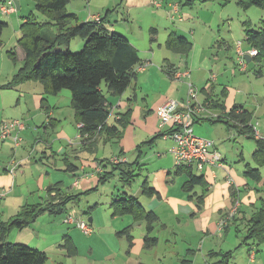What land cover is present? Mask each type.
<instances>
[{"label": "rangeland", "instance_id": "374dc122", "mask_svg": "<svg viewBox=\"0 0 264 264\" xmlns=\"http://www.w3.org/2000/svg\"><path fill=\"white\" fill-rule=\"evenodd\" d=\"M156 1L163 2L164 7L158 10L150 6V8H146V11L143 12L138 9H128L125 5L126 0H90L88 5L87 0H72L73 3H71L66 10H69L73 4V6L85 7L88 13L90 11V13H99L103 16L104 13L107 12L108 17L106 19L109 20V24L117 27L116 29L119 30H115L117 33H122L127 37L138 50L139 57L144 60V62H148L150 67H155L159 73L174 82H181L184 80L176 81L167 77L159 69L160 62H156L155 59H162L161 54L158 53L159 51L162 53L167 52L166 54L171 58H178V55H173L164 48V41L170 30H175L177 27L182 26L186 32V37L193 44L192 50L188 54V61L193 63L192 66L194 69L188 70L192 72V79L195 78V81H197L196 75L202 81L206 80L209 81V83H214L218 78L214 93L220 94V89L223 86H228L236 93L237 103L245 104V107L252 111L256 110L258 116H260L264 110V62L247 63L246 71L242 72L238 66L239 62L237 60L236 49L238 43L241 44V49L244 52H246L247 49H251L246 41V30H261L263 27L262 22H264V9L253 6L244 10L236 4V0H213L210 2L200 0L201 2L195 1L194 3H192L191 0ZM172 4L179 5L180 12L189 13L188 17L190 18L186 17L183 13L185 19L182 23L171 20L169 18V5ZM21 6V11L13 16L0 15V20L6 22L8 25L3 30L1 36L0 80L9 78L10 80L8 83L11 82L13 75L23 66L22 50L21 56L17 55L20 49L17 45V40L20 38L21 19H27L31 16L39 22H43L46 19L36 11L32 0H23V5ZM151 28L155 29L156 32L150 33ZM195 31V38L192 39L191 33ZM79 43L80 45H77ZM83 45L84 41L76 37L71 40L69 51L72 53L78 52L83 48ZM158 45H161V49H159ZM150 49L154 52L156 58H153V53ZM11 51L15 53L16 59L14 61L8 56V53ZM201 66L204 70L197 72L195 69ZM183 71L184 69L182 72ZM232 72H234V74H232ZM205 73L209 75L207 78L203 77ZM258 73H261V76H259ZM137 75L138 78L141 76V74ZM190 80L191 78L186 79V84L187 82H193ZM136 81L137 79L131 82L130 86L125 91L124 98L132 96V89L135 88ZM34 83L38 84L36 82H28L24 83V85L33 88ZM158 85L157 81H146L144 87L150 90L152 88H157ZM102 90L108 102L114 105L118 100L117 97L108 94L104 86ZM29 92V95L32 96L33 91ZM6 98L5 102L0 100V104H3V108L0 106V122L3 121V119H6L5 121L12 120V118L8 117L13 115H15V117H22L20 112L23 110L22 107H15L18 97L16 96L14 98V95L9 93L6 95ZM43 98L49 102V111H52V113L54 111L52 118L53 120L55 119L54 121H56V123H54V127H47V134L44 133L42 129L38 134L41 133V136L46 134L45 137L41 139H48V143L53 144L52 151L56 153L55 156H50L46 160L42 158L39 146H42L44 142L38 145L35 143L33 149L29 148L30 144L38 138H30V141L24 139V143L21 142L24 145L21 151L17 152V150L11 149L13 147L9 146L8 152H17L18 157L16 158L21 159L22 157L25 160L21 163L20 169L23 170L24 176H26V186L28 189L30 186L32 187L35 176H37L33 171L34 164H39L38 166L44 168L48 167L51 174H56L57 176L55 177L58 179L57 181H62L61 193L66 196H77L76 200L68 205L69 210L74 213L77 219L86 222L88 227L92 229V233L84 234L75 224L68 225L64 223L63 220L67 216V213L59 215L44 213L37 217L31 226L21 231L13 230V232L8 235L7 242L21 243L44 252L47 256L46 264H125V258H127V252L125 251L126 249L128 250V244L126 246L127 240L125 237H119L117 233L128 226H132L130 233L133 237V235H137L139 231L138 224L143 223L137 222L136 225H134L135 223H133L132 217L128 215L112 217L110 204L114 199L119 196H124V194L129 197H135L138 193L141 194L140 187L144 179H148V184L154 183L155 186H159L160 189H162L163 186L170 188L171 193L173 189H179L180 192L183 191L185 195L188 194L189 198L192 197L195 200L194 193L197 197L202 194V188L198 185L194 187L195 192L192 191L191 193H187L183 190L182 187L188 178L185 173L176 174V165L173 159H168L170 163H173L172 172H170L169 175L167 171L161 170L155 165L150 166L154 162L157 166L159 165V157L156 156L158 153L156 150L149 153L150 158L147 161L139 159L134 152H125L129 162V167L127 168L132 172V178L129 182H126L120 170L113 169L111 166L106 165V160H109L112 155L116 156L118 154L119 146L115 140L107 141L106 138H103L104 136L98 139V136L96 138L98 139L97 144L94 143L96 149L93 153H89L88 146L90 145H83L81 139L77 138L78 129L76 113L71 106L70 92L65 89L56 96L44 95ZM172 100L181 101L179 99ZM135 104L141 105L142 103L138 100ZM13 119L21 120V118ZM39 121V119L33 120L31 129H34V124H37ZM204 122L205 123L200 125H193V134L198 138L208 140L211 138L215 140L219 153L229 155L228 157L226 156L228 168L239 166V170H241L245 163H250L252 166H255L251 157L255 149V140L243 139L244 137L237 136L233 131L229 132L222 123H215V125L213 124L212 126L210 123ZM256 122L259 125L258 129L263 131L264 126L262 124L264 121H261L260 117H257V119L254 118L253 124ZM112 124H116L119 127L113 118L108 121V125ZM135 126L142 128L146 132L142 125L135 124ZM121 129L123 134L122 137L130 138V128L121 127ZM136 130L138 138H143L144 134L140 132L139 129ZM34 131H39V129H34ZM38 134L35 133L34 136L37 137ZM168 143L169 142H166V148L168 147ZM169 145H171V143H169ZM82 147L85 148L82 149ZM82 152H85L84 155H87L85 158L83 154H81ZM241 152L243 153V160H240ZM76 155L79 156V159L75 158ZM83 159L89 161L87 162L85 172H92L91 166L94 162L97 164L103 162L102 166L106 165V171L110 172V176L104 182L98 180L97 174H94L91 178H85L84 174L82 175L83 170L80 168ZM66 162L76 165L78 168V173L75 172L74 174L76 176H74L71 171L66 170ZM165 162H167V160ZM17 166L18 160H16V164H12L11 168L15 171ZM11 168H9L8 171ZM193 172L194 174H198L196 170ZM213 173L216 176L213 183L222 185L225 181V173L215 169H213ZM243 173L244 171L241 172L242 176ZM259 173L260 176L256 182L249 180L255 184L250 183L249 186V193H253V201L252 198H250L249 204H253L248 205L243 203L242 208H238L239 212L236 213L235 218L233 217L234 219L232 218L228 223V225L231 224L232 226L233 221L239 220L237 226L233 225L231 227V232L234 241L238 242L239 238L241 244L238 243L231 250L232 252L236 251L239 245L246 246L242 243L246 237L247 231L245 219L250 218L249 213L253 208L259 209L262 205V201L264 202V166L259 168ZM73 182H77L80 188H75ZM20 187H22L21 190H25L22 195L30 197L29 191H27L28 189L23 185H19V188ZM0 191H3L5 196L0 200V221L7 222L9 220V215H11L13 211L9 207L5 208L4 203H7L8 197L12 194L6 197L10 189H0ZM38 197H40V194L34 192V196L28 200L29 203L27 205L39 203ZM204 199L205 196L203 198V203ZM241 200L242 196L239 197L240 202ZM25 205L26 204L23 206ZM248 210L249 212H247ZM226 214V209L223 210V214L220 216L218 212H216L217 223H219L221 218ZM89 218L92 220L91 223L88 222ZM173 224L178 223L173 222ZM157 226L158 227L154 226V228H160V223ZM64 235L71 237L77 251L75 256L66 257L64 251L60 249L59 246L62 243V237Z\"/></svg>", "mask_w": 264, "mask_h": 264}, {"label": "crops", "instance_id": "0c3cea01", "mask_svg": "<svg viewBox=\"0 0 264 264\" xmlns=\"http://www.w3.org/2000/svg\"><path fill=\"white\" fill-rule=\"evenodd\" d=\"M10 1L12 2L11 7L13 9V12L4 16H9V15L13 16L14 14L21 11L22 8L21 5H23V0H0V8L2 6H8V3ZM71 3H73L72 0H70L69 4L66 6V9L68 6L71 5ZM89 3L90 0H87V5ZM125 5L128 9L131 10L138 9L143 12L146 11V8L148 7L150 8L151 6L150 0H126ZM162 7H164L163 2H162ZM157 9L159 10L160 8ZM66 12L73 14L75 13L80 23L90 21L92 16H99L101 18L105 16L104 26L106 30L108 32L119 31L118 29H116L117 27L109 24V20L106 19L108 17L107 12H105L103 16L99 13L96 14L90 13V11L88 13V10L86 11L85 7L73 6V4L69 8V10H66ZM183 13H184L183 11L180 12V7H179V14L181 16V21L179 22L181 23L185 19ZM184 15L188 17L189 13L185 12ZM24 21L25 19H21V24ZM151 29H150V33H151ZM171 32H175L177 35L188 39L186 37V32L184 31V28L182 26L177 27L175 30H170L167 34V37ZM118 34L124 36L122 33H118ZM195 34L196 31L191 33L192 39L195 38ZM124 37L127 39L126 36ZM165 41H164V48L169 52H171L173 55H178L177 56L178 58L177 59L171 58L168 54H166L167 52L162 53L159 51L158 53L161 54L162 59L160 58L155 59L156 62H160L159 69L164 74L167 69H176L180 71H182L183 69L184 71L190 69L194 70L192 66L193 63L188 61V56H189L188 54L193 47L192 42L189 40L191 42V49L187 54H184V53H175L167 49L165 47ZM130 44L134 47V45L131 42ZM77 45H80V43ZM158 47L159 49H161V45H158ZM240 49H241V45H240ZM248 50L250 49H247V51ZM18 51L19 54L17 53V55L21 56V49H19ZM150 51L153 53V58H154L155 57L154 52L151 49ZM246 52L244 53L246 54ZM236 54H237V60L239 62L238 48L236 49ZM22 59H24L23 52H22ZM244 59H245V71H246V64L252 62V57L247 55ZM140 60L141 63L143 64L144 60H142L141 58ZM195 70L197 72L203 71L204 68L201 66ZM189 73H190L189 79L191 78L190 81H193L191 83L193 84V86H196V88L198 89V101L201 102L202 104H205V106L208 107L207 111L201 113L200 116H198V118H195L194 125L195 124L200 125L202 123H205L204 121L210 123L212 126L213 124L215 125V123L224 124V122H228L229 125L235 124L226 117V113L232 107L242 108V110H245L249 114H251V121L249 125H252L254 118L257 119V117H260V120L264 121V110L261 113V115L258 116L256 110L252 111L250 109H247L245 107V104H241L239 102L237 103L236 93L233 90H231L228 86H223L220 89V94L214 93L215 84L218 81V78L215 80L216 82L209 83V81L200 80L195 75V77L198 79L197 81H195V78L192 79L191 77L192 72L189 71ZM137 74H141V76L138 78ZM232 74H234V72H232ZM136 75L137 76L134 80L137 79V81L135 88L132 89V96L129 95L130 97L124 98L125 97V92H124L121 96L117 97L118 100L115 102L114 104L115 106L109 102L110 114L108 121L111 118L116 120L118 115L123 116V114H125L128 111V115L124 116L123 123L125 124V127L130 128L129 129L130 138H124L122 137L123 136L122 134L118 141L115 140L119 146L118 154L120 153L122 155L120 156L117 154L116 156L112 155L111 157H121L124 160H127L125 152L130 151V152H134L136 156H139V159H142L143 161H147L150 158L149 153H151L153 150H156L158 152L156 156L159 157V161H158L159 165L157 166L156 163L154 162L150 166L155 165L161 170L167 171L169 175V173L172 172V168H173V163H170V161H168L169 158L173 159L172 155L170 154V148L173 145L172 141L170 139L160 137L155 139L151 144H148V142L157 135L163 134L167 131L166 128H163L162 130L159 128L157 110L160 105H162L164 102L170 99L185 100L187 96L186 80L181 82L171 81L167 79L165 76H163L161 73H159L155 69V67H150L149 65L143 71L136 72ZM258 75L261 76V73H258ZM207 76H209L207 75V73L203 75V77L206 78ZM9 80H10L9 78L5 80L4 79L0 80V100H2V102L3 101L5 102V99H7L6 95L9 93H12L14 95V98L16 96L18 97L15 107H22L23 110L20 111L22 117H15V115H13L8 118H12V119L21 118V121L25 122L26 128L21 134V137L23 138L22 143H24V139L30 141V138H38L34 140L33 143L30 144L29 148L33 149L35 143L36 145H38L41 144V142H44L42 146L41 145L39 146L41 150L40 155L42 156V158L46 160L50 156L51 157L55 156L56 153L52 151L53 144L52 143L49 144L48 139H44V140L41 139L44 138L45 135L47 134L46 133L47 127L48 126L54 127L55 126L54 123H56V121H54L55 119L53 120L52 118L54 111L53 113L52 111H49L50 108V105L48 104L49 102L47 101L46 104H44L45 108L42 107L43 104L41 103V101L44 96L42 86L40 84L34 83L33 88H31L30 86H26L24 84L14 87L2 88L1 86H5V84H7ZM146 81L147 82L157 81L159 85L157 88H152L150 90H147L146 87H144ZM29 91H33L32 96L29 95L30 93ZM138 100L142 103L141 105L135 104V102H137ZM214 103L221 104L224 110H220V108H214L213 106ZM0 106L3 108L2 103L0 104ZM35 119L40 120L37 124L35 123L33 126L34 129H39V131L36 132L34 131V129H31V123ZM216 119H220L222 120V122L210 121ZM4 120L6 119H3V121ZM135 124L142 125V127L146 130V132L142 128L136 127ZM262 125L264 126V123ZM225 127L226 129H228L226 125ZM41 129L43 130L44 133H46L43 136H41V133L38 134L41 131ZM136 129H139V131L144 134L143 138H138L136 134L137 131ZM228 131L229 132L233 131L237 136L244 137L243 139H249L246 135H242V133H239V130L237 129L231 128L228 129ZM35 133L38 134L37 137L34 136ZM77 138H80L79 135H77ZM99 138L100 137H98V139ZM98 139L94 143L97 144ZM209 140L213 142L214 149H216L219 153V149L215 140L211 138H209ZM166 142L171 143V145H169L168 143L167 148H166L167 146ZM22 143L19 146H14L11 140H4V141L0 140V189H7V190L10 189V191L6 194V197L12 194L11 196L8 197L7 203H4L5 208L9 207L13 211V213L9 215V219L14 217L24 204L27 205L29 203L28 200L31 199L32 196H34V192H38L40 194L38 200L39 203H42L43 201L46 200L48 201L49 199H51L49 198L50 196H48L47 194V189L49 187L58 184V188L60 192L62 188V181H57L58 179H56L55 177L57 175L51 174V172L48 170L49 169L48 167L44 168L42 166H38L39 164H34L33 171L36 173L37 176H35V180L33 181L32 187L30 186V188L28 189V187L26 186L27 185L26 176H24L23 170L20 169V166L22 165L21 163L24 162L25 160L22 157L21 159L16 158L18 157L17 152L21 151V149L24 148V145ZM94 143L88 146L89 153L91 152L93 153V151L96 149L95 148L96 146L94 147ZM9 146L13 147L11 149L17 150V152L13 153L12 151L11 153H9L8 152ZM83 148L85 147H82V149ZM137 149H139L140 152H137L136 151ZM255 149H256V142H255ZM84 153L85 152H82L81 154H83V157L85 158L87 155H84ZM219 154L222 158V167L208 166L200 170L193 168V170L198 171V174L196 175L203 176L204 181L206 183V195H205L204 203L202 204V206H200V208H198L196 200L194 198H189V195L188 194L185 195L183 191L180 192L179 189L177 190L173 189L171 193L170 188L163 186L162 189H160L159 186L158 187L155 186L154 183L149 184V186H151L157 192V195H153L152 197H147L142 193L136 194L135 197L138 198V201L141 203V205L147 211H153L156 214L159 221L158 224L160 223L159 226L160 228H154L151 234L153 237H156L157 239L156 245L151 249H144L143 238L145 235V223L142 222L143 224L140 223L138 224L139 231L137 235L135 236L133 235L132 246L131 247L128 246V250L126 249L125 251L127 252L126 253L127 258H125V264H264V245L259 246L258 249L255 248L253 250L252 248H249L247 246L239 245L236 251L233 252L231 251L238 243L241 242L239 238H238V242L234 241L231 232V227L233 225L237 226L239 224L238 219L237 221H233L232 226L231 224L230 225L227 224L223 227V229H219L218 227L219 223H217L216 221L217 220L216 212H218L220 216L223 214V210L226 209V212H228V210L230 209L233 199L231 195L232 192L235 193V195L237 194L238 198L242 196L241 202L239 201L240 202L239 209L242 208L243 203H246L248 205L253 204V203L249 204L250 198H252L253 201V193L252 192L249 193L250 191L249 186L250 183L252 184L254 183L249 181V179L245 178L244 175L242 176L241 172L245 171L244 169H246V167L254 168L255 166H252L250 163L248 164L245 163L244 166H242L241 170H239V166L228 168L226 160L229 155L228 154L223 155L221 153ZM242 156L243 153L241 152L240 160H243ZM75 158L79 159V156L76 155ZM16 160H18V166L15 168L14 173L10 174L8 169L11 168L13 163L16 164ZM166 160L167 162H165ZM87 162L89 161L84 159L83 161H81L80 168L81 170H83L82 175L84 174L85 178H89V177L91 178L94 174H97L98 177V174L102 173V167L97 165L96 162H94L91 166L92 172L87 173L85 172V168L87 167ZM213 169L218 171H223L225 173L226 175L225 181L222 185L213 183V180L216 177L215 174L213 173ZM66 170L71 171L73 175L75 174V172L78 173V168L76 167V165H73L72 163L69 162H66ZM231 173L233 176L231 175ZM18 184L23 185L25 186V188L28 189L27 191H29L28 193L30 197H28L27 195L26 196L22 195V193L25 190H21L22 187L19 188ZM73 186H75V188L77 189L80 188L77 182H73ZM53 195L54 193L51 194V196ZM39 203H35V204H39ZM255 210L256 209L253 208V210L249 213V216H251ZM238 212L239 211H237V213ZM247 212H249V210ZM213 214H214V219H213ZM173 222L174 223L177 222L178 224H173ZM158 224H156L155 227H158L157 226ZM134 225H136V223ZM157 232H161V233H157ZM127 244L128 243L126 242V246ZM212 252L220 253V254L226 252H232V253L229 260L220 263L221 256L209 257V254Z\"/></svg>", "mask_w": 264, "mask_h": 264}, {"label": "trees", "instance_id": "16d2710c", "mask_svg": "<svg viewBox=\"0 0 264 264\" xmlns=\"http://www.w3.org/2000/svg\"><path fill=\"white\" fill-rule=\"evenodd\" d=\"M36 11L46 19L43 22L35 20L33 16L25 19L20 26V38L17 40L18 47L24 53L23 66L13 75L11 82L1 86L2 88L19 86L28 82H36L43 88L46 96H56L62 90H68L71 95V106L75 111L78 135L83 144L91 145L97 141V137L104 136L107 141L119 140L124 128V116L118 115L116 123L119 125H108L110 104L103 94L104 86L113 97L121 96L131 82L136 78L135 67L141 65L138 51L122 35L116 32H108L104 26L105 16L100 17L99 23L92 21L80 23L73 13L66 12V6L70 0H32ZM200 0H191L192 3ZM210 2L213 0H204ZM204 2V3H205ZM191 3V4H192ZM190 4V5H191ZM236 4L244 10L250 7L264 9V0H236ZM259 31L246 30V41L249 48L257 51L252 57V62H264V22ZM7 23L0 20V46L3 30ZM155 30L151 29V33ZM79 37L84 41L83 48L75 53L69 51L71 40ZM165 47L175 53L187 54L191 49V43L185 37L171 32L166 41ZM11 60H15V53L9 52ZM167 69L165 73H169ZM47 100L42 99V107L45 108ZM205 105V104H204ZM214 108L224 110L221 104L214 103ZM207 107V106H206ZM208 108V107H207ZM226 117L235 124L224 122L228 129H237L242 135L255 140L256 149L253 152L254 168L246 167L243 175L253 181L259 179V168L264 166V141L256 140L253 137L251 114L239 107H232ZM211 122H222L220 119L210 120ZM159 134L151 139L162 137ZM140 152L139 149L136 150ZM121 156L122 154L119 153ZM139 158V156H138ZM103 163V162H102ZM102 167V173L98 174V180L104 182L110 172L106 171V165L122 172L126 182L132 178L129 162L119 164L110 163ZM191 166H176V174H186L188 180L183 185V190L191 193L195 186L202 188V194L196 198L197 206L200 208L206 194V183L203 176H197ZM141 193L147 197L157 195V192L144 179L141 184ZM264 192V186H263ZM54 193L53 196L51 194ZM47 194L48 201L35 205H25L20 211L7 222L0 221V264H46L47 256L44 252L31 248L21 243L7 242L8 235L13 230H23L31 226L37 217L44 213L52 215L65 214L69 212L68 205L75 201L77 196L63 195L58 184L49 187ZM232 204L239 200L237 194L232 192ZM192 198V197H191ZM112 217L128 215L132 217L133 223H145V235L143 238L144 249H151L156 245L157 239L151 234L154 226L158 224V217L153 211H147L136 197L119 196L110 204ZM236 215V214H235ZM132 226H128L117 233L119 237H125L128 246H132ZM246 237L242 241L247 247L258 249L264 245V202L259 209L246 220ZM66 257L77 254L76 247L70 236L64 235L59 246ZM232 252L210 253L209 257L221 256V262L230 259Z\"/></svg>", "mask_w": 264, "mask_h": 264}, {"label": "built area", "instance_id": "2783aa9c", "mask_svg": "<svg viewBox=\"0 0 264 264\" xmlns=\"http://www.w3.org/2000/svg\"><path fill=\"white\" fill-rule=\"evenodd\" d=\"M12 2L8 3V6H2L0 8L1 15H8L13 12L11 7ZM151 6L154 8H161L162 2L156 0H150ZM169 18L171 20L181 21L179 14V5H169ZM90 21L99 23V16H92ZM240 43H238V56H239V68L241 71H245V55L254 57L257 54L255 49H250L246 54L240 49ZM149 65L148 62L143 63L135 67V72L143 71ZM170 79L181 81L189 79L190 73L188 70L180 71L171 69L169 73H165ZM187 96L185 100L175 101L168 100L159 106L157 110V116L159 120V128L162 130L166 128V132L163 133V138L170 139L173 143L170 148V154L173 157L174 164L176 166H191L197 170L204 167H222V158L218 151L214 149L213 142L208 139L198 138L193 134V125L195 118H198L201 113L207 111V107L198 101V89L194 87L190 82H187ZM118 119V117L116 118ZM80 125H77L79 127ZM252 126L253 137L256 140L264 141V131H260L258 123H254ZM25 124L21 120L12 119L0 122V140H11L14 146H19L22 142L20 136L21 132L25 130ZM121 157H111L109 162L113 164H119L125 162ZM14 170H9L10 174H13ZM4 197V192L0 191V200ZM239 200L231 205L227 214L221 219L218 224L219 229H223L231 219L235 216L239 208ZM66 224H75L79 230L84 234H90L92 231L88 227V224L80 219H77L73 212H68L67 216L63 220Z\"/></svg>", "mask_w": 264, "mask_h": 264}, {"label": "water", "instance_id": "95a60500", "mask_svg": "<svg viewBox=\"0 0 264 264\" xmlns=\"http://www.w3.org/2000/svg\"><path fill=\"white\" fill-rule=\"evenodd\" d=\"M246 56H247V55H245V57H246ZM246 60H247V58H246ZM91 221H92L91 218H89V219H88V222L91 223Z\"/></svg>", "mask_w": 264, "mask_h": 264}]
</instances>
